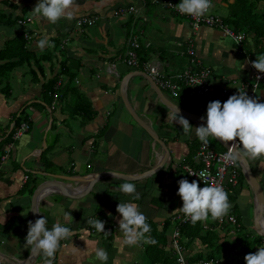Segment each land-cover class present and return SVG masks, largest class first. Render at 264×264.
I'll return each instance as SVG.
<instances>
[{"label": "crops", "instance_id": "crops-1", "mask_svg": "<svg viewBox=\"0 0 264 264\" xmlns=\"http://www.w3.org/2000/svg\"><path fill=\"white\" fill-rule=\"evenodd\" d=\"M13 1L17 4L13 15H18L23 9L22 16L31 19L24 29L27 34L34 35L27 48L40 50L37 43L43 36L56 38L58 46L54 48V57L50 62L43 64V78L30 75L28 67L22 66L8 76L9 94L5 95L0 90V264H18L28 256L30 249L25 247V237L28 222L31 221L32 193L29 194L23 185L26 182L36 188L45 181L53 180L49 176L72 180H57L72 193L86 192L76 199L61 196L54 190L43 192L38 197L37 219L45 216L49 230L55 223L71 229V236L60 242L53 264H100L95 259L97 248L107 251V264H137L134 257L136 249L139 246L142 250L144 245L142 242L136 246L124 243L123 234L118 229L117 205L136 203L146 218L157 226H161L167 215L179 213L176 209L182 207V200L177 195L179 186L176 180L183 176L186 168L199 167L196 151L203 144L196 137L194 128L201 125V117H206L207 98L197 97L185 88H182L186 95L184 99L161 91L167 103L196 117L182 115L194 127L190 135H183L182 128L172 122L169 107L159 101L146 79L140 75L144 73L143 69L127 68L117 59L125 49L126 37L135 30L139 37L137 54L144 60L143 63L157 65L166 76L190 69V57L186 54V49L190 47L194 51V62L210 71L211 85L237 92L245 90L246 93L251 85L247 59L255 60L256 55L264 54V38L255 41L254 35L249 33L251 35H245L240 46H236L220 30L205 26L192 29L186 19L152 3V0L148 4L144 0H75L70 9L73 18H61L55 24L39 16L26 15L28 10H34L38 0ZM238 1L213 0L212 8L215 5L226 6L228 15L225 18L233 12L241 13L243 18H238L241 20L235 26L239 29L225 23V18H220L233 32L245 33V28H242L244 23L246 27L256 18L260 24L257 26L264 27V0ZM243 4H249L254 14L251 21L243 20L247 13ZM123 5L134 7L138 14L114 17L112 11ZM233 6L235 11L230 9ZM88 16L96 18L92 26L75 25L77 19ZM13 28L12 31H5L4 27H0V41L16 33V28ZM50 45L43 52L51 50L52 43ZM68 57L79 64L71 85L76 87L78 95L90 107L82 118L71 116L72 93L64 92L63 96L56 95L48 100L40 92L44 77L54 76L56 64ZM111 65L113 70L109 71ZM126 75H131L125 96L132 112L157 136L168 152L161 163L163 147L132 120L119 97L120 81ZM58 81L59 87H62L65 79L59 77L56 83ZM257 98L264 102L262 85L255 93ZM220 102L223 104L225 101ZM20 113L26 116L28 130L17 140L10 137L5 142L14 119ZM222 145L210 137L206 147L215 153H222L225 150ZM245 161L264 198V163L260 160ZM159 163L161 165L154 175L131 181L140 194L139 200L121 193L119 185L125 181L114 177H102L85 190L86 182L95 174L116 172L137 176L152 171ZM235 169L237 176H242V181L226 192L229 193L231 208L234 210L237 207L242 213V222L237 218L238 227L240 225L249 231L254 197L237 162ZM152 199L155 201L152 202ZM95 217L103 221L105 227L109 223H117L109 237L87 224L88 218ZM262 217L264 220V209ZM261 245L254 247L252 253ZM33 264H42V257H36Z\"/></svg>", "mask_w": 264, "mask_h": 264}, {"label": "clouds", "instance_id": "clouds-1", "mask_svg": "<svg viewBox=\"0 0 264 264\" xmlns=\"http://www.w3.org/2000/svg\"><path fill=\"white\" fill-rule=\"evenodd\" d=\"M74 3L75 0H38L31 13L55 24L61 18H73L70 9ZM175 7L181 15L203 17L212 8V0H180ZM49 46L51 45L47 36H43L37 43L41 51ZM251 66L258 73H264V54L256 55ZM256 79L259 80L260 76ZM168 110L172 114V122L182 128L183 135H190L194 127L180 115L179 107L174 106V110L173 108H168ZM201 122L200 126L194 128L196 137L205 146L209 145L210 137L228 146V151L223 157L225 161L235 164L239 159L244 158L252 161L260 160L264 163V102H260L258 98L250 97L245 90H238V94L230 96L223 104L219 100L209 102L206 117H201ZM154 172L155 169L153 175ZM110 174L113 177H119V173ZM190 175L197 176L201 180L207 173L201 171L199 174L190 173ZM203 182L205 186L201 188L197 180L189 182L187 179H181L178 181L177 195L182 200V207L176 211L182 213L193 225L197 222H205L210 217L213 220H221L228 215L232 207L228 193L222 185L215 182L210 184L207 180ZM118 190L131 196L133 200L140 199L136 185L131 180H125L119 185ZM116 212L120 216L118 229L122 232L124 243L127 246H136L141 242L153 245L157 243L151 238V227L136 203H119ZM65 215L69 214L65 213ZM47 223L45 216L34 223L28 222L25 247L30 249L32 257H42V264H53L60 242L71 236V229L61 223H55L49 230ZM87 224L95 228L98 233L108 234L105 232V223L96 217L88 218ZM95 259L100 264H107V251L97 248ZM244 260L245 264H264V246L259 247L255 253L247 254Z\"/></svg>", "mask_w": 264, "mask_h": 264}, {"label": "trees", "instance_id": "trees-1", "mask_svg": "<svg viewBox=\"0 0 264 264\" xmlns=\"http://www.w3.org/2000/svg\"><path fill=\"white\" fill-rule=\"evenodd\" d=\"M144 2L145 4H148L150 3V0H144ZM238 2L246 3V0H240ZM244 6L246 7L245 10H247V13L245 12V19L243 20L251 21L254 14L251 13L252 10L248 7L249 4ZM16 7L17 4L13 0H0V27L16 28V33L0 41V90L2 93H5V95L9 94L7 82L8 76L13 70L19 67L26 66L28 67V73L30 75L35 77L40 75L43 78V64L50 62L51 58L54 57V48L58 46L57 39L51 38L49 39V43H52L51 50L46 49L42 54L37 55L35 51L28 49L27 43L33 38L29 34L27 35V38L24 37V34L26 33L24 29L28 24L25 23V19L29 17L22 16L23 9L18 15H13L12 12H14ZM240 14L233 12V14L224 19V22L231 23L235 29H239L236 28V24L241 20L238 18H243ZM238 15H240V17ZM256 19L253 20L252 23H248V26L246 27V24L244 23L242 28H245L244 30H246L244 33L245 35H251L249 33H252L254 35L253 39L258 41V38H264V27L257 26L260 24L257 22L258 18ZM17 20H21L25 24L18 25L16 23ZM137 57L139 63L144 62V60L139 57V54H137ZM56 65L57 70L55 75L48 78H46V76L44 77L40 92L43 96L48 98V100L53 98V94L61 97L64 95V92L67 94L69 92L72 93L74 95V103L72 105L71 116L82 118L83 113L89 111L90 107L87 102L81 99L80 95H78L76 87L71 85L76 76L79 64L68 57L60 60ZM59 77L65 79L62 87H59L60 84L58 86L56 85V81ZM67 89L69 91H67ZM180 92L181 95H185L183 89ZM23 122H27L26 116L20 113L14 119L13 128L18 127ZM11 134L12 130L5 139V142L10 139ZM46 166L49 165L46 164ZM237 168L240 170L238 166ZM240 181H242V176L239 174L237 185ZM23 188L31 194L35 186L24 182ZM111 195L116 199V196H114L113 193H111ZM152 200V202L155 201V199ZM113 209H115V207H113ZM233 211V208H231V215H233ZM177 214L180 215L182 213L179 212L169 216L167 215L163 219L161 226H157L147 218V223L151 227L150 236L157 241L154 245L146 243L144 245L143 251L150 260L149 264H177L176 255L170 247V233L174 229L178 232L177 243L182 250L181 252L185 264H200L201 261H212L211 264H245L244 257L247 254L252 253L254 247L260 246L264 243V237L257 236L255 233L253 235H248L247 233L241 236V234H239V231L242 229L240 225L236 228L229 224H218L216 220L211 219V217L205 222H197L193 225L190 220L181 222L178 219H175ZM117 215L120 219L118 213ZM234 217L237 221V217ZM116 224L115 227L112 228L113 230L117 227ZM108 225L113 227L114 223H109ZM230 230L232 231L233 236L235 234L233 242L228 241L226 238L229 234L228 231Z\"/></svg>", "mask_w": 264, "mask_h": 264}, {"label": "built area", "instance_id": "built-area-1", "mask_svg": "<svg viewBox=\"0 0 264 264\" xmlns=\"http://www.w3.org/2000/svg\"><path fill=\"white\" fill-rule=\"evenodd\" d=\"M152 3L159 4L160 6L168 9L170 13L186 19L192 29H197L199 26L218 29L223 33L224 36L229 37L236 46H240L242 41L245 39L244 33L233 32L224 25L223 21L220 18L211 15L209 12L203 17L181 15L175 7V5L180 2L176 3L174 2V0H152ZM136 12L137 10L132 6H120L112 11V15L114 17L119 18L127 15L136 14ZM95 20L96 18L93 16L82 17L75 21V25L77 27H90L95 23ZM29 22L30 19L26 18L25 23ZM16 23L18 25L25 24L21 20H17ZM27 35L28 34L26 32L24 34V37L27 38ZM138 38L139 37L137 33L130 31L126 39L125 49L120 56H117V59L121 60L127 68L134 70L143 69V72L149 76L151 81L160 91H166L170 94V96H180V99H184L185 96L180 94L181 89H190L192 93L197 97L207 98V104L215 100L226 102L230 96L238 94V92L233 89H227L225 87L215 88L213 85H211L209 81L210 71L205 67L199 66L198 64L194 65L195 62H193V59H191L193 56V51L190 49V47L186 49V54L190 57V69L184 70L170 77L164 75L155 64L152 65L146 63H139L137 57V50L139 48ZM252 61L255 60L252 58L247 59L249 79L251 83L250 89L247 94L255 99V93L258 87L260 85L264 87V73H258L251 66ZM257 76H260L259 80L256 79ZM59 84L60 81H58L56 85L58 86ZM52 97H55V95L53 94ZM27 130V123H21L18 127L12 129L11 139L17 140ZM227 151L228 150H224L222 153H215L209 148H207L205 145H199L196 151V157L199 163V167L195 169L186 168L183 173V176L176 180L177 185L179 186V180L187 179L190 181L197 180L201 188L205 186L203 182L204 180H207L210 184L215 182L217 184L222 185L225 191L228 190L229 187H234L237 184L238 173L235 169V164L230 161H225L223 159ZM201 171H206L207 173V175L201 178V180L197 176L190 175V173L199 174V172ZM175 219H178L181 222L187 221L183 214H177L175 216ZM216 222L218 224H229L230 226H233L235 225V218L229 212L227 216H225L221 220H216ZM114 227L115 225H113V227L106 226L105 232H108V234L105 235L109 236L110 232L113 230L112 228ZM177 239L178 232L174 229L170 233V247L173 249V252L176 255V263L185 264V260L181 252L182 250L177 243ZM211 262L212 261H201L200 264H211Z\"/></svg>", "mask_w": 264, "mask_h": 264}, {"label": "water", "instance_id": "water-1", "mask_svg": "<svg viewBox=\"0 0 264 264\" xmlns=\"http://www.w3.org/2000/svg\"><path fill=\"white\" fill-rule=\"evenodd\" d=\"M141 76H143V78L146 79L149 87L152 89V91L155 93V95L157 96V98L159 99V101L163 104L166 105L169 108H173L174 110V106L167 103L164 98L161 95V91L154 85V83L151 81V79L149 78V76L146 73H141ZM131 75H126L124 76L121 81H120V85H119V97L121 99V102L125 108V110L127 111V113L130 115V117L132 118V120H134V122L152 139L154 140L156 143H159L162 147H163V158L160 161L163 162L165 161L168 152L167 150L164 148L162 142H160L157 138V136L152 133L150 131V129L148 127L145 126V124H143L140 119L136 116L135 113L132 112L130 105L127 102L126 96H125V88L128 82V79ZM180 114L183 115L184 117H192V118H196L194 115L188 114L185 111H181L180 109ZM198 118V117H197ZM224 147L225 150H228V146L226 145H222ZM155 167V171L160 167V164ZM237 163L240 165V167L242 168V172L244 173V177L248 183V185L251 187L252 190V194L254 197V201H253V209H252V226H253V230L255 232L256 235L260 236V237H264V220L262 217V211L264 209V198L262 195V191L258 185V183L256 182L255 178L253 177L246 161L244 158H241L237 161ZM154 169H152V171H146L143 174L137 175V176H128V175H123L119 173V177H114V178H118L121 180H131V181H135L138 179H142L144 177H147L149 175H151L154 171ZM151 172V173H150ZM111 172H103V173H98L95 174L93 177H90L88 179L87 186L85 187L86 191L89 189L90 185H92V183H94L95 181H97L98 179H101L102 177H113L111 174ZM51 178H53V180H48L45 181L41 184H39L35 190L32 192L31 195V199H30V217H31V221L34 223L37 220V200L38 197L43 193V192H47L49 190H54L56 193H58L61 196H64L66 198L69 199H76L78 197H82L83 195H85V191H80V192H70V190H68V188H66L63 185H60L57 180H65V181H72V180H67L64 178H57L56 176H49ZM36 260V257H32L30 255V252L28 254V256L23 259L22 261H20V263L18 264H33L34 261Z\"/></svg>", "mask_w": 264, "mask_h": 264}, {"label": "rangeland", "instance_id": "rangeland-1", "mask_svg": "<svg viewBox=\"0 0 264 264\" xmlns=\"http://www.w3.org/2000/svg\"><path fill=\"white\" fill-rule=\"evenodd\" d=\"M250 1V0H249ZM248 2V1H247ZM249 3V2H248ZM236 4V3H235ZM123 7H125V5H123ZM230 8V7H229ZM230 9H234V11H235V6H233L232 8H230ZM211 13V15L213 14L214 16H217V17H219V18H225L227 15H228V9H227V7L226 6H224V5H215L212 9H211V11H210ZM138 13H136V14H133V15H137ZM26 15H28V16H34L32 13H31V11L30 10H28L27 12H26ZM138 22H139V20L137 21V23L136 24H138ZM26 26H28V24L26 25ZM14 28L13 27H9V28H6V27H4V30L5 31H12ZM131 29H132V27H131ZM134 32H136L135 30H134ZM31 37H33V36H31ZM128 37V36H127ZM127 37H126V39H127ZM36 52V54L37 55H40V54H42L43 53V51H40V50H36L35 51ZM123 63V62H122ZM124 64V63H123ZM108 70L109 71H112L113 69H112V66H110L109 68H108ZM134 70V69H133ZM138 70V69H137ZM233 215L234 216H236L237 218H240V220H241V222H242V219H241V217H242V213H241V211H239L238 210V208L237 207H235L234 208V211H233ZM250 225V224H249ZM228 236L226 237L227 238V240L228 241H232L233 242V239H234V237H235V234H234V236L232 235V231L230 230V231H228ZM247 233H253L254 234V230H253V226L250 228V230L248 231V229H246V228H244V227H242V229H241V231H239V234H241V236L242 235H244V234H247ZM169 235V234H168ZM106 237H108V236H106ZM142 244L143 245H145V243H143L142 242ZM262 246H264V244H262L261 245V247ZM258 248V247H257ZM144 249L142 248V250L140 249V247L138 246L137 247V249H136V256H134V257H136L135 258V261L137 262V264H149L150 263V260H149V258H148V256L144 253V251H143Z\"/></svg>", "mask_w": 264, "mask_h": 264}, {"label": "bare ground", "instance_id": "bare-ground-1", "mask_svg": "<svg viewBox=\"0 0 264 264\" xmlns=\"http://www.w3.org/2000/svg\"><path fill=\"white\" fill-rule=\"evenodd\" d=\"M194 51H193V56H192V58L191 59H193V62H194ZM194 65H196V62L194 63ZM234 217V216H233ZM235 218V217H234ZM233 226H235V227H238V224H237V221H236V218H235V225H233Z\"/></svg>", "mask_w": 264, "mask_h": 264}]
</instances>
